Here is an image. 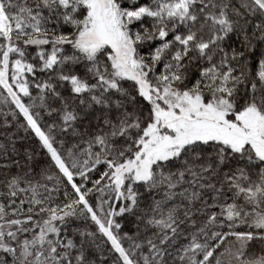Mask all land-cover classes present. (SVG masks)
<instances>
[{
	"label": "snow or ice",
	"instance_id": "obj_1",
	"mask_svg": "<svg viewBox=\"0 0 264 264\" xmlns=\"http://www.w3.org/2000/svg\"><path fill=\"white\" fill-rule=\"evenodd\" d=\"M0 264H264V0H0Z\"/></svg>",
	"mask_w": 264,
	"mask_h": 264
}]
</instances>
